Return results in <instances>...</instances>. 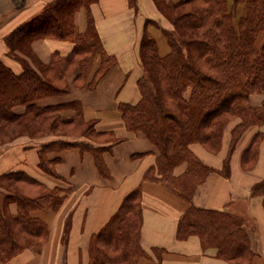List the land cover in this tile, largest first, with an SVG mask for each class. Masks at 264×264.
<instances>
[{
	"label": "trees",
	"instance_id": "16d2710c",
	"mask_svg": "<svg viewBox=\"0 0 264 264\" xmlns=\"http://www.w3.org/2000/svg\"><path fill=\"white\" fill-rule=\"evenodd\" d=\"M97 0H53L42 11L18 25L4 41L8 55L21 64L14 72L0 59V147L21 136L31 139L53 138L38 145V166L45 173L61 179L55 171L57 159L48 151L78 147L89 151L100 173L106 174L102 152L111 145L106 132L96 131L94 121H86L78 101L40 106L42 98L66 94L67 78L75 72L74 84L92 89L98 79L115 63L108 54L93 24L90 5ZM135 6L136 0H128ZM160 13L172 25L162 29L169 46L161 55L156 40L144 29L139 42L142 75L137 79L139 100L119 104L122 119L129 131H140L156 147L155 164L144 179L163 182L191 202L195 187L214 170L190 150L201 144L211 153L222 145L229 124L230 140L222 167L216 171L225 177L230 173V158L242 133L251 125H264V100L259 106L249 103L252 93L264 94V0H233L229 9L225 0H153ZM242 3L245 13L238 16L235 5ZM87 10V27L77 32L75 12ZM159 24L151 19L145 21ZM72 39L71 50L52 54L49 63L40 62L31 48L36 38ZM98 65L91 74L94 60ZM24 105L17 114L13 108ZM72 109L71 117L59 111ZM80 138V139H78ZM261 133L257 132L243 150L241 163L250 168L257 157ZM118 141V140H117ZM117 141H112L117 142ZM186 162L187 169L174 176L175 165ZM69 188L48 187L22 171L0 173V263L24 249L40 247L48 227L32 216L41 209L56 210ZM252 196H262L264 178L251 189ZM16 205L11 212L10 205ZM142 208L140 188L130 191L119 208L93 233L88 246V264H136L147 256L140 244ZM68 225L64 229L66 237ZM198 235L203 249L216 248L217 256L233 264H252L255 255L242 221L227 211L199 208L190 204L181 215L177 238Z\"/></svg>",
	"mask_w": 264,
	"mask_h": 264
},
{
	"label": "crops",
	"instance_id": "0c3cea01",
	"mask_svg": "<svg viewBox=\"0 0 264 264\" xmlns=\"http://www.w3.org/2000/svg\"><path fill=\"white\" fill-rule=\"evenodd\" d=\"M51 1L0 0V59L14 72L21 70V64L8 55L5 36L42 11ZM225 1L229 6L233 3V0ZM90 13L103 47L114 56L115 63L92 89L75 86L74 72L67 78L69 91L66 94L42 98L37 104L49 106L80 102L83 118L94 121L95 130L106 132L109 138L103 145L111 146L102 152L107 172H99L89 151L70 147L46 154L49 159H57L54 171L61 179L45 173L38 166V145L52 136L36 139L21 137L0 147V173L22 171L48 187L69 188L58 209H41L31 213L48 227L43 244L26 248L0 264H88L92 234L104 226L123 198L137 187L140 188L142 208L140 244L148 255L139 258L136 264H233L218 257L216 248L203 249L196 234L176 237L178 221L190 204L237 216L249 235L255 253L252 264H264L263 198L250 194L251 187L264 178V125H251L242 133L231 154L228 177L216 170L222 167L227 154L234 121L225 130L218 152L211 153L199 143L190 145L193 155L214 169L195 187L191 202L177 195L166 183L144 179V173L155 164L158 151L142 132L127 129L119 104H134L139 100L137 79L143 73L139 42L145 27L156 40L159 53L164 55L168 53L169 46L162 29L168 28L169 21L153 0H136L135 6L130 5L128 0H97L90 5ZM237 13H240L239 16L245 13L243 4L238 5ZM147 19L156 21L159 27L146 24ZM74 24L77 32L86 30L87 10L84 7L75 12ZM73 44L72 39L41 37L32 41L31 48L37 59L47 64L54 51L65 55ZM98 61V58L94 60L91 74ZM263 100L264 95L260 93L249 96V103L253 106H259ZM24 110V105L13 108L17 114ZM59 113L68 118L74 111L63 109ZM257 132L261 133L257 157L250 168H245L241 155ZM113 140L118 141L112 143ZM186 169L187 163L181 162L173 167L172 174L180 176ZM10 210L16 212V205L11 204ZM67 225L68 231L63 238Z\"/></svg>",
	"mask_w": 264,
	"mask_h": 264
},
{
	"label": "rangeland",
	"instance_id": "374dc122",
	"mask_svg": "<svg viewBox=\"0 0 264 264\" xmlns=\"http://www.w3.org/2000/svg\"><path fill=\"white\" fill-rule=\"evenodd\" d=\"M168 1V0H167ZM239 4H242V3H239ZM239 4H237V5H235V9L237 10V8H238V5ZM228 5V4H227ZM233 6V3H232V5H228V8L230 9L231 7ZM243 7H244V9H245V6H244V4H243ZM239 12V11H238ZM239 14L240 13H238V16H239ZM167 20V19H166ZM172 28V25L169 23V25H168V28L167 29H171ZM263 38H264V31H261L260 32V34H259V36L257 37V39H256V45H259V44H261V42H262V40H263ZM71 75V74H70ZM69 75V76H70ZM260 94H263V93H260ZM264 95V94H263ZM48 136H52L53 137V134H50V135H48ZM21 137H27V136H21ZM21 137H19V138H21ZM18 138V139H19ZM28 138H30V137H28ZM95 139H97L98 141L99 140H109V138L108 137H98V138H95ZM16 141V140H15ZM15 141H13V142H15Z\"/></svg>",
	"mask_w": 264,
	"mask_h": 264
}]
</instances>
